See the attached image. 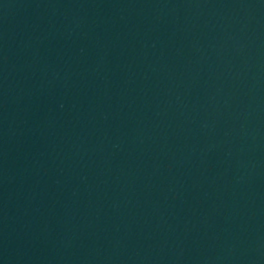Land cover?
<instances>
[{"label":"water","instance_id":"1","mask_svg":"<svg viewBox=\"0 0 264 264\" xmlns=\"http://www.w3.org/2000/svg\"><path fill=\"white\" fill-rule=\"evenodd\" d=\"M0 264H264V0H0Z\"/></svg>","mask_w":264,"mask_h":264}]
</instances>
